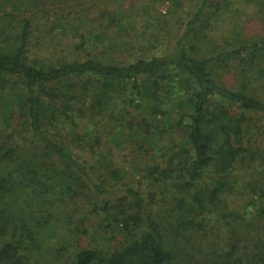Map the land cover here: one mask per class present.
I'll return each mask as SVG.
<instances>
[{"label": "trees", "instance_id": "16d2710c", "mask_svg": "<svg viewBox=\"0 0 264 264\" xmlns=\"http://www.w3.org/2000/svg\"><path fill=\"white\" fill-rule=\"evenodd\" d=\"M242 1L254 37L232 0H148L141 32L122 0H6L0 264H57L74 244L65 264H264V0ZM54 31L70 53L36 55Z\"/></svg>", "mask_w": 264, "mask_h": 264}, {"label": "rangeland", "instance_id": "374dc122", "mask_svg": "<svg viewBox=\"0 0 264 264\" xmlns=\"http://www.w3.org/2000/svg\"><path fill=\"white\" fill-rule=\"evenodd\" d=\"M118 1L119 0H97L98 2V8H103V7H109V8H117L118 7ZM221 1V0H220ZM148 0H122V4H124L125 8H130L129 11L133 15V19L135 21L134 24V29L133 31L136 32H141L143 29H145V24L146 20L143 17H147L143 10L142 7L147 4ZM157 10H160L162 12H165L167 9L166 4H161V3H156L153 6ZM7 9V2L6 0H0V16L3 14V12ZM228 12H226V17L227 20H231V22L237 24L240 29L243 31L244 36L248 37H254L255 35H258L261 32L262 29V24L258 20L257 17L254 16V10L256 8H252L248 5H245L242 0H232V4L229 7ZM98 12V9L96 10ZM41 19L43 18L42 15L39 16ZM102 19V18H101ZM104 20V19H102ZM42 21V20H40ZM44 21V20H43ZM145 21V22H144ZM47 25L49 26L50 23L47 22ZM229 28L230 25H227ZM168 28H172V30H169ZM58 30V29H57ZM182 30V25L179 26L177 23H172L167 26H163L162 31L160 32L159 40H160V45L168 42L167 40L170 39L172 40L174 37L178 35ZM55 34H52L50 36H38L34 35L32 39V49H34L38 56H48L50 57H63L64 55H68L71 51L72 48V42L73 40L66 36V35H61L57 34V31H54ZM136 40V39H135ZM159 45V46H160ZM228 82L233 81V78L231 75L227 76ZM81 157H86L91 160L96 159V156H92V154L88 151H84V153L81 154ZM140 180L143 181L142 187L147 190V184L150 185V179L147 181L146 178L142 179V177L139 178ZM93 232H90L89 237L88 236H82L79 240L80 244L82 246H87L89 243L94 245L96 243L95 240H100L99 234L96 236V239L93 240ZM111 246H114L115 244V239L112 238L110 239ZM76 251V245H72L69 249L68 254H64L63 258L59 259L57 261V264H65L68 260V256H72V253ZM60 258V257H59Z\"/></svg>", "mask_w": 264, "mask_h": 264}]
</instances>
